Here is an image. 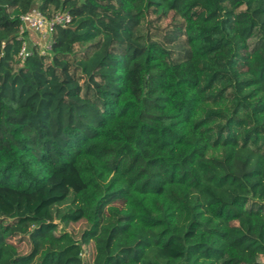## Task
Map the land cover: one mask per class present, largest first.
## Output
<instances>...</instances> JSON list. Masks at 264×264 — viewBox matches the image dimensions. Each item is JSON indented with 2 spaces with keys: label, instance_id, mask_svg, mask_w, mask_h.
Returning <instances> with one entry per match:
<instances>
[{
  "label": "trees",
  "instance_id": "obj_1",
  "mask_svg": "<svg viewBox=\"0 0 264 264\" xmlns=\"http://www.w3.org/2000/svg\"><path fill=\"white\" fill-rule=\"evenodd\" d=\"M71 195L91 264H264V0H0V264H86Z\"/></svg>",
  "mask_w": 264,
  "mask_h": 264
},
{
  "label": "rangeland",
  "instance_id": "obj_2",
  "mask_svg": "<svg viewBox=\"0 0 264 264\" xmlns=\"http://www.w3.org/2000/svg\"><path fill=\"white\" fill-rule=\"evenodd\" d=\"M31 41V40H29ZM35 42V41H34ZM73 196L71 195L64 203H61L56 206L44 208L39 212V215L45 220L44 224L40 227V230L43 231L52 224H59L60 228L69 232L74 240H76L80 246V258L82 263L91 264L94 256L95 249L92 240L88 239L85 236V230L88 228V223L86 220L82 219L78 222H66L61 223L59 221V215L68 209V207H73L72 202ZM8 241L14 247V250H11V254L24 255L28 253L31 249V244L26 237L14 236L10 237ZM172 251L175 253L182 252L181 249L173 247Z\"/></svg>",
  "mask_w": 264,
  "mask_h": 264
},
{
  "label": "built area",
  "instance_id": "obj_3",
  "mask_svg": "<svg viewBox=\"0 0 264 264\" xmlns=\"http://www.w3.org/2000/svg\"><path fill=\"white\" fill-rule=\"evenodd\" d=\"M22 27L29 29L38 36L37 42L22 40L19 57L25 60L31 54V45H39L43 54L50 49L49 37L57 26L65 27L71 23V15L67 12L57 11L51 18H45L37 7H32L20 16Z\"/></svg>",
  "mask_w": 264,
  "mask_h": 264
},
{
  "label": "crops",
  "instance_id": "obj_4",
  "mask_svg": "<svg viewBox=\"0 0 264 264\" xmlns=\"http://www.w3.org/2000/svg\"><path fill=\"white\" fill-rule=\"evenodd\" d=\"M27 39L31 40L32 42H34V41L37 42L38 36L34 32L29 31Z\"/></svg>",
  "mask_w": 264,
  "mask_h": 264
}]
</instances>
